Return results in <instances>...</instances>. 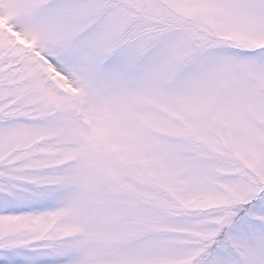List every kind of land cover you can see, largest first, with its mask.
Wrapping results in <instances>:
<instances>
[{
  "label": "snow or ice",
  "instance_id": "snow-or-ice-1",
  "mask_svg": "<svg viewBox=\"0 0 264 264\" xmlns=\"http://www.w3.org/2000/svg\"><path fill=\"white\" fill-rule=\"evenodd\" d=\"M0 264H264V0H0Z\"/></svg>",
  "mask_w": 264,
  "mask_h": 264
}]
</instances>
